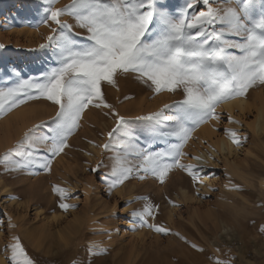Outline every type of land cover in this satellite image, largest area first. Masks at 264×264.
<instances>
[{"label":"snow or ice","instance_id":"6c2138e0","mask_svg":"<svg viewBox=\"0 0 264 264\" xmlns=\"http://www.w3.org/2000/svg\"><path fill=\"white\" fill-rule=\"evenodd\" d=\"M58 2L37 4L39 23L49 29L39 48L51 49L52 66L27 79L11 69L15 80L9 76L12 83L0 87V118L31 101H44L55 108L52 125L41 121L25 130L0 154V171L51 174L55 159L71 148L70 138L82 127L85 112L94 108L114 120L103 143L88 141L102 152L113 153L110 170L103 177L109 194L131 179L151 177L163 185L174 170L185 173L198 189L210 174L203 156L185 151L193 133L212 122L214 130L220 131L221 105L247 99L250 90L264 87V0H184L178 12L171 10L168 0H69L56 7ZM130 77L153 95L178 94L180 99L147 115H121L108 102L105 90H119L118 81ZM226 117L229 124H240L230 112ZM222 131L236 147L248 139L232 128ZM141 135L147 137L143 145ZM158 140L166 147L154 150L152 142ZM186 159L197 163H186ZM103 167L104 162L97 161L89 171L98 173ZM230 190L241 189L231 185ZM51 191L64 212L78 207L67 202L72 198L68 188L54 184ZM140 199L143 206L131 213L140 228L175 236L196 252L206 253L181 233L154 222L160 205L147 197ZM257 231L264 234V223ZM97 250L108 251L89 246L90 254ZM5 251L8 264H37L19 235L11 236ZM220 252L216 247L207 256L209 264H234L236 257L230 250L215 254Z\"/></svg>","mask_w":264,"mask_h":264},{"label":"rangeland","instance_id":"374dc122","mask_svg":"<svg viewBox=\"0 0 264 264\" xmlns=\"http://www.w3.org/2000/svg\"><path fill=\"white\" fill-rule=\"evenodd\" d=\"M39 2L0 0V44L4 45L0 48V87L15 80L11 69L27 79L52 66L51 49L39 48L49 33L39 23ZM68 3L69 0H59L55 6ZM168 3L172 11L178 12L184 0ZM118 87L119 90L106 88L107 100L126 117L147 115L180 99L178 94L153 95L131 77L121 78ZM125 96L131 99L124 100ZM245 100L244 111H228L221 105L220 131L214 130L212 122L193 133L185 151L207 154L210 174L198 189L185 173L174 170L163 185L151 177L131 179L109 194L103 177L110 170L113 153L102 152L88 141L103 143L114 120L94 108L87 110L82 127L70 138L71 148L66 150L67 155L55 159L51 174L0 171V212L4 213L0 215V264H8L5 245L13 234L22 238L37 264H209L207 256L216 247L221 249L216 255L230 250L229 254L236 257L234 264H264V234L257 231V226L264 223V115L263 132L255 129L258 109L264 107V87L250 90ZM229 112L240 124L227 122ZM54 115L55 108L49 102L31 101L0 118V154L32 125L47 121L51 126ZM224 128L237 130L247 136V141L241 147L234 146L223 133ZM146 138L140 136L142 145ZM220 139L228 141L231 151L215 148L213 144ZM152 147L159 150L166 145L158 140L152 142ZM89 152L91 156L87 155ZM210 155L213 159H209ZM97 161H103L105 167L98 173L89 171ZM191 161L185 160L194 163ZM97 183L101 184L99 191ZM54 184L68 188L72 198L67 202L78 207L68 212L59 209L51 191ZM231 185H239L241 190H230ZM10 196L17 199H9ZM141 197L160 205L154 222L181 233L205 248L206 253L196 252L175 236L140 228L131 213L143 206ZM165 197L179 206L173 207ZM10 223L16 227L11 228ZM90 245L108 251L90 254Z\"/></svg>","mask_w":264,"mask_h":264},{"label":"bare ground","instance_id":"6f19581e","mask_svg":"<svg viewBox=\"0 0 264 264\" xmlns=\"http://www.w3.org/2000/svg\"><path fill=\"white\" fill-rule=\"evenodd\" d=\"M247 104V101L243 98L234 100L229 102L228 104H224L223 106L228 110V111H232L234 108L240 109L241 111L245 110V105ZM248 106V105H247ZM263 115H264V107H260L258 109V113H257V119H256V123H255V129L257 132H263V126L261 124V121H263ZM215 146V148H218L219 150L226 152V151H231V146L228 145V141H226L225 139H220L217 140V142H215L213 144ZM197 155H201L204 157V159H208L206 157L207 154L205 153H201V154H197ZM191 162L197 163L196 161L192 160ZM97 188L96 190L99 191L101 188V184H96Z\"/></svg>","mask_w":264,"mask_h":264}]
</instances>
